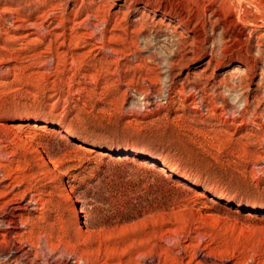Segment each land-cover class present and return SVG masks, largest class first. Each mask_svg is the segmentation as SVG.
Listing matches in <instances>:
<instances>
[{
    "label": "rangeland",
    "instance_id": "obj_1",
    "mask_svg": "<svg viewBox=\"0 0 264 264\" xmlns=\"http://www.w3.org/2000/svg\"><path fill=\"white\" fill-rule=\"evenodd\" d=\"M76 261L264 264V0H0V264Z\"/></svg>",
    "mask_w": 264,
    "mask_h": 264
},
{
    "label": "bare ground",
    "instance_id": "obj_2",
    "mask_svg": "<svg viewBox=\"0 0 264 264\" xmlns=\"http://www.w3.org/2000/svg\"><path fill=\"white\" fill-rule=\"evenodd\" d=\"M148 103H149V102H148ZM148 103H147V104H148ZM63 137H65V136H63ZM64 197H65V196H64ZM66 198H68V197H66ZM66 198H65V199H66ZM68 199H69V198H68ZM68 199H67V200H68ZM69 200H71V197H70ZM18 202H19V201H18ZM27 203H28V202H27ZM35 203H36V202H35ZM28 204H29V203H28ZM38 204H39V203H38ZM67 204H68V203H67ZM70 205H72V204H70ZM70 205H69V206H70ZM20 209H21V207H16L15 211H18V210H20ZM69 209H70V207H69ZM72 209H73V208H72ZM74 211H75V210H74ZM70 213H71V212H70ZM10 214H11V213H10ZM18 214H19V213H18ZM71 214H72V213H71ZM17 216H18V215H17ZM18 217H19V216H18ZM12 218H13V217H12ZM15 222H16V221H15ZM16 225H17V224H16ZM9 227H10V226H9ZM14 242H15V241H14ZM24 243H25V242H24ZM20 248H21V247H20ZM20 250H21V249H20ZM51 251H52V250H51ZM9 252H10V251H9ZM5 253H6V252H5ZM10 253H11V252H10ZM12 253H13V252H12ZM13 254H14V253H13ZM9 256H10V255H8V256L6 255V257L9 258V260H10V257H9ZM11 258L16 259V257H12V256H11ZM33 259H34V258H33ZM31 260H32V259H31ZM190 261H191V260H190ZM10 262H11V261H10ZM70 264H71V263H70ZM76 264H81V262H80V261H78V262L76 261Z\"/></svg>",
    "mask_w": 264,
    "mask_h": 264
}]
</instances>
